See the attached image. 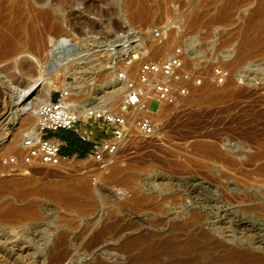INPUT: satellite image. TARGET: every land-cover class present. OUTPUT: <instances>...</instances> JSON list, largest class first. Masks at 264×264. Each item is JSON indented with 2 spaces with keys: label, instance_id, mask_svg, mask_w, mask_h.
Wrapping results in <instances>:
<instances>
[{
  "label": "rangeland",
  "instance_id": "374dc122",
  "mask_svg": "<svg viewBox=\"0 0 264 264\" xmlns=\"http://www.w3.org/2000/svg\"><path fill=\"white\" fill-rule=\"evenodd\" d=\"M68 1L70 2H66V4L62 2L65 9L62 16L63 34L69 35V38L77 46L86 45L90 62L86 61V64L89 65L86 76L91 79L85 82L86 85H84L81 93L83 97L81 102L87 99L91 93L101 91L110 79V72L102 68L105 65L102 45L98 42L84 43L86 39L85 32L99 31L102 27L109 28L112 31L107 34H99L100 36L95 35L92 39H109V36L114 32H127L130 29H138L146 36L151 35L152 37L146 39V43L151 41L161 42V40L165 41L168 38V47L165 51L166 57L178 45L196 39L197 45L195 44L194 50L192 49L191 54L187 55L190 57L189 63L198 61L201 66L200 74L203 80L205 79L201 83L202 86L208 83V87L211 89L213 87L220 89L219 91L218 88H215L216 92L231 91L228 94L229 96L225 93L228 100L225 99L219 104L214 102L216 105L214 103L196 105L192 101H195L202 94L204 87L200 85L199 89L196 88L198 90L195 89L196 91L194 90L190 94L191 96L176 105L174 104L173 107L167 109L156 119L159 123V129L155 136L148 139L135 137L130 140L115 157L118 166L124 171L132 165H136L138 168L141 167L133 185L129 187L130 185L128 186L126 182L131 181V176L128 173L115 178L110 176L111 172L108 169H104L103 174L100 172L102 166L87 157L66 156L67 166H61L62 168L25 163L23 160L24 151L22 146H19L22 144L21 140L24 137L20 135V138H16L14 135L28 128L30 122L24 123L21 121L23 117L20 116V121H18L19 119L16 120L17 123L15 122V124L9 121L10 117H7L10 113L9 110L12 108L8 93L11 92L10 90L13 87L20 88L22 82L16 66H14L15 68L11 67L10 62L7 63L8 65L2 63L0 65V216H4L0 219V225L6 229L18 228L16 231H22L21 235L23 237L18 233L17 238L21 240L28 235L30 236V233L33 234L30 237L28 236L29 238H25L31 241L29 244L31 247L28 246L32 250L24 258L21 257L22 259H14L8 253L6 254V251L10 252V250L18 248L17 243H14V246L8 245L9 249L3 244L6 240L1 239L0 251L5 252V254H0V260L3 259L0 264H41L42 262L44 264L45 261L42 256L45 254V264H49V261L53 259L52 256L54 257L52 250L57 248L58 245H63L67 252L68 259L64 261L65 264H186L189 259L191 262L195 261L196 264L197 262L199 264H230V262L225 263L226 261H232L231 264H233L235 253L239 257H252V259L257 258L264 261V215L253 210V206L247 202L250 198L264 205V174L258 167L259 164H264V161L242 168H231L224 164L223 169L218 172V160L213 159V162L209 156L199 149L202 145L206 147L209 144H216L222 151L227 152V155H233L232 157L238 160L243 157L241 159L245 162V159L247 161L248 157L259 151V145L264 142V53L262 52L264 43H260L261 46L257 47V44H259L257 40L259 41L260 35L264 33L263 20L262 24L260 23L261 30L258 26L259 32L257 33V30L253 31L254 34L256 33V37L254 34L249 35V32L247 33L248 36L243 38V43H247L248 47L254 42L256 43V45H251L254 50L249 47L248 59L244 62H237L232 67L228 66V61L234 60L235 46L239 41H242V39L232 38V31H235L241 25L244 11L253 9L251 1L243 0L238 5L237 1L239 0H227L222 5V1L219 2V0H145L148 6L153 2L163 6L160 20L159 17L156 19L159 20L158 22L155 20L150 22L145 19L136 21L129 15L126 0H94L95 3L89 7L85 4L88 0ZM226 5L231 9L229 10L231 15L228 14L229 11H227ZM222 6L225 7L227 12L223 10L224 7ZM103 11H107L108 15H104ZM217 11L228 14L230 17L229 22L215 21V24L212 23V27L206 26L204 23L198 26L200 28H195L198 29L196 31H193V28V30L185 29L184 24L191 21L192 15L197 14V18L203 17L205 20L210 19V17L219 19L218 15L220 16L222 13H217ZM100 13L103 15H100ZM205 13L208 15L204 16ZM165 14L168 20L165 18ZM161 16L163 17L161 18ZM163 26L168 31V36L165 35L166 38L161 36V32L154 34L156 30ZM165 30H162V32ZM47 36L43 38L39 51H26L21 57L19 56V58H24L28 62H25V66L28 65L30 69H27V71L31 75L32 73L36 75L38 72L35 61L42 62L45 60L48 38H55L56 34ZM253 37L255 38L253 39ZM163 56H156L152 61L162 59ZM19 58L17 57L15 61ZM15 61L13 59L11 62L15 63ZM93 63L97 65L94 66ZM216 71L224 73L225 77L219 78ZM66 79L69 83L73 81L71 76ZM77 79L79 80V78ZM206 79H209L211 83ZM100 81L103 84L99 83ZM227 82L233 85H230L231 87L225 85L228 84ZM9 84L13 86L12 89ZM98 84H101V88ZM56 92L51 94L52 99L56 98ZM149 108L151 111H155L157 105L151 103ZM13 125L14 127H12ZM83 125L82 128L85 129V132H81V129L78 133L84 137L95 141L108 137L107 128L101 124L86 121ZM7 158H14V165L11 167L6 166ZM169 163L178 165L172 168ZM204 163L205 165H202ZM203 166L205 168H202ZM219 175L222 176L219 178ZM81 178L87 179L85 181L94 189L92 196L94 201H92V198H83L80 201V207L72 209L65 206L62 199L58 198L57 193L59 190L57 189L61 187V182L64 184V181H68L69 183L66 182V184H69L74 190L80 184L79 181L83 180ZM21 180L22 182L25 180V184L22 186L23 189H16L13 183L15 181L20 183ZM26 182L32 184L28 185ZM57 183L61 185L59 186ZM52 184L58 186L53 187ZM66 184L61 188L64 190L70 189L69 185ZM47 185L51 187V190ZM103 186L104 188H101ZM47 187L51 192L46 191ZM135 191H139L142 196L145 195L150 200L142 205L135 203V194L133 195ZM232 195L240 197L239 200L232 201ZM90 202L95 203L93 204L94 209L87 211L86 208ZM32 205L38 208L35 209ZM4 206L6 207L4 208ZM28 206H32L36 211L38 210L36 215H32L31 210L33 208ZM118 207L120 208L117 209ZM114 208L117 210L115 209V212H112ZM159 209H162L161 212L164 214H161L158 211ZM16 212H19V214ZM15 213L17 214L16 218L14 217ZM22 216L24 217L21 218ZM235 216L244 218L245 222L248 221L247 225L241 228V223L236 220ZM31 223L36 227L34 228ZM257 225L261 226L258 227ZM22 227H25V230L21 229ZM27 227H29L28 232L26 231ZM104 228L109 230L107 244H101L94 249L89 245L87 246L92 235L94 236ZM48 234H51V240L47 247L41 250L43 240ZM59 239L61 240L59 241ZM134 244L136 247L133 246ZM149 246L151 247L148 248ZM124 249L126 250L123 251ZM98 250L103 251L102 253L105 256H99ZM168 252L170 253L168 254ZM31 254L32 256H30ZM183 254L186 258L183 257ZM143 255L145 256L143 257ZM147 257L149 259H146ZM218 258H221V260ZM222 258L225 262L222 261ZM101 260L103 261L101 262Z\"/></svg>",
  "mask_w": 264,
  "mask_h": 264
},
{
  "label": "bare ground",
  "instance_id": "6f19581e",
  "mask_svg": "<svg viewBox=\"0 0 264 264\" xmlns=\"http://www.w3.org/2000/svg\"><path fill=\"white\" fill-rule=\"evenodd\" d=\"M72 1V0H71ZM159 1V0H158ZM171 1V0H170ZM177 1V0H175ZM222 1V5H223V2L225 4V2L227 0H219V2ZM236 1V0H234ZM243 2V0H239L237 1L238 2V5H239V2ZM251 1V4L253 6V9L252 10H246L244 11V18L242 20V23L240 26H238L236 28L235 31H232V38H237L239 40L242 39V41H239V43L235 46V57L233 56L234 60H232L231 62L228 61V66L229 67H232L235 65V63H239V62H244L246 59H248V55H249V49L253 47H251V45H256V43L254 42L253 44H250L249 47L248 45L244 44L243 43V38L244 36L247 37L248 34L250 32L249 35H253L254 32L253 31H256L257 30V33L259 32L258 31V26L260 27V23L262 24V22L264 21V0H250ZM62 2H64L66 4L69 3L70 1L68 0H0V65H2V63H6V65L9 64L10 62V66L14 67L16 66V68H18L19 70V78L21 79V87L20 88H14L12 85L11 86V89L13 87L12 90H9L11 91L10 93H8V97H9V101H10V106L12 107L11 110H9V114L7 117H10L9 118V121H11V123H15L16 120L20 121V116H22L23 118H21V121H23L24 123L25 122H30V126L28 128H26L25 130H17V131H20L19 133H15L16 135H14L16 138L19 137L20 135L23 137L27 136L29 133H35L36 132V116H37V111L39 109V107L45 103H48L50 101V98H51V94L55 91L57 92H60V91H69L70 93V96L67 98V103H69L71 106H76V105H79L81 103V100H82V91H83V87L85 84V82L89 79H91L90 77L87 78L86 76V70L87 68H89V65H82L84 64L82 62V58H78V55L80 54V52L77 51V45L75 44V42H73L71 40V38H69V35H64V27H63V22H62V16L64 14V11L65 9L63 8V5H62ZM127 2V8H128V12H129V15L134 18L136 21L137 20H148L150 22H153L154 20L155 21H159L160 20V13H162L163 11H161V8L163 7L162 5H158L156 2H153V4H151L150 6H148V4H146L147 2L145 0H126ZM146 2V3H145ZM241 2V3H242ZM95 1L94 0H88L85 4L87 5V7L91 6L92 4H94ZM231 3V2H230ZM126 4V3H125ZM228 4H229V1H228ZM233 4V3H232ZM237 4V3H236ZM233 5L234 7L236 6ZM237 5V6H238ZM225 6V5H224ZM222 6V7H224ZM227 8L229 7L228 5H226ZM165 8V7H164ZM163 8V10H164ZM126 10V9H125ZM222 10V9H221ZM224 11L226 10L225 7L223 9ZM231 10L230 8L227 9V11ZM165 11V10H164ZM220 11V9H219ZM217 11V13L219 12ZM225 11V12H227ZM167 12V11H166ZM165 12V13H166ZM222 13V12H219L220 14L222 13V15H218L219 19L216 17H210V19H206L201 17V18H197V14L195 15H192V18L191 21L189 22H186L188 24H184V27L185 29H189V30H193V31H196L198 29H195V28H200L198 26H200L201 24H206V26H210L212 27V23L215 24V21L218 22L219 20L223 23L225 22H229V13L231 11L228 12V14H225ZM103 14L104 15H108V12L107 11H103ZM100 13V15H103ZM199 15V14H198ZM208 14L205 13L204 16H206ZM231 15V13H230ZM164 16V15H163ZM161 16V18L163 17ZM201 16V15H199ZM203 16V15H202ZM65 17V16H64ZM159 17V20H156L157 18ZM167 17V15L165 14V18ZM129 18V17H128ZM186 18V17H185ZM167 19V18H166ZM64 20V19H63ZM168 20V19H167ZM263 20V21H262ZM131 21V20H130ZM187 21V20H186ZM74 22V21H73ZM78 22V20H77ZM76 22V23H77ZM133 22V21H131ZM140 22V21H139ZM144 22V21H143ZM166 22V21H165ZM138 23V22H137ZM141 23V22H140ZM147 23V22H146ZM185 23V22H184ZM65 24V23H64ZM75 24V22H74ZM139 24V23H138ZM157 24V23H155ZM213 24V25H214ZM264 24V23H263ZM82 25V24H81ZM140 25V24H139ZM152 25V23H151ZM108 26V24H107ZM187 26V27H186ZM110 27V25H109ZM154 27V26H153ZM262 27V26H261ZM261 27H260V30H261ZM156 29V27H154ZM193 28V29H192ZM258 28V29H257ZM104 29V30H103ZM152 29V28H151ZM166 27L164 26V29L165 30ZM207 29V28H206ZM263 29V28H262ZM112 30L111 29H106L105 27L101 28L99 31H95V30H91V31H87V33L85 32L84 34H86L85 38H94L95 35H99V34H107V33H110ZM252 32V34H251ZM264 32V31H263ZM124 32H121V33H116L114 32L113 34H111V36H109L110 38H106L108 43L110 45H115L117 44L118 42L120 43V41L124 38V35H123ZM49 34H56L55 38L54 37H49L48 38V45H47V49H46V54H45V60L44 61H40L38 62L37 60L35 61L37 66L38 67V72L36 75H32L29 74V72L27 71V69H30L28 68V65L25 66V62L26 59L24 58H19V56L21 57L23 53H25L26 51H34L36 52L37 50L39 51V49L41 48L42 46V42H43V38ZM89 34V35H88ZM162 37L163 38H166L165 35L168 34V31L165 30L161 33ZM256 34V33H255ZM254 34V36H255ZM264 33H262V35H260V42L257 40V42L259 44H257V47L261 46L260 43H264V36H263ZM258 35V34H257ZM100 36V35H99ZM160 36V35H159ZM168 36V35H167ZM262 36V37H261ZM48 37V36H47ZM98 37V36H97ZM149 37H152L151 35H148L146 38H149ZM161 37V38H162ZM231 37V36H230ZM230 37H228L230 39ZM256 37V36H255ZM253 37V39L255 38ZM100 38V37H99ZM154 38V36H153ZM157 38V37H156ZM155 38V39H156ZM162 38V39H163ZM225 38V37H224ZM227 38V39H228ZM222 39V38H220ZM226 39V38H225ZM224 39V40H225ZM258 39V38H257ZM149 40V39H148ZM153 40V39H152ZM165 40V39H164ZM223 40V39H222ZM220 40V41H222ZM167 41V42H166ZM229 41V40H228ZM149 42V41H147ZM207 42V41H206ZM226 42V41H225ZM224 42V43H225ZM201 43V42H200ZM220 43V42H219ZM227 43V42H226ZM237 43V42H236ZM148 44V45H147ZM205 44V43H204ZM223 44V42H222ZM249 44V43H248ZM197 45V44H196ZM221 45V44H220ZM203 46V45H202ZM207 46V45H206ZM167 47H168V38L167 40L163 41L161 40V42H158V41H151L149 43H146L144 42L141 47H140V50H139V55H138V62L136 64V68L138 66V64H140L141 62L143 61H146V60H152L154 57L156 56H161V55H164L163 57H166L165 56V51L167 50ZM201 47V46H200ZM258 47V48H259ZM262 52L264 53V45L262 46ZM255 48V47H254ZM257 48V49H258ZM201 49V48H200ZM204 49V48H203ZM36 50V51H35ZM198 50V49H197ZM233 50V51H234ZM254 50V49H253ZM199 52V51H198ZM227 52V51H226ZM231 52V51H230ZM253 52V51H252ZM251 52V53H252ZM250 53V54H251ZM261 53V52H260ZM167 54V53H166ZM170 54V53H168ZM167 54V55H168ZM200 54V53H198ZM225 54H229V53H225ZM233 54V53H232ZM264 55V54H263ZM251 56V55H250ZM19 58L17 61H15L16 58ZM26 57V56H25ZM28 57V56H27ZM230 57V56H229ZM158 58V57H157ZM227 58V57H226ZM14 59L15 63L11 62L12 60ZM29 59V58H27ZM190 59V57L185 53V59H183L184 61V65H187V62L188 60ZM225 59V58H224ZM192 60V59H191ZM231 60V59H230ZM8 63V64H7ZM28 63V62H27ZM189 63V62H188ZM192 63V61H191ZM190 64V63H189ZM188 64V65H189ZM226 65V64H225ZM224 65V66H225ZM203 67V66H202ZM15 68V67H14ZM135 68V67H134ZM217 72V71H216ZM211 74V73H210ZM213 74V73H212ZM215 74V73H214ZM209 75V74H208ZM68 76H71L74 78V81L72 82H67V77ZM210 76V75H209ZM79 78V80L77 78ZM18 78V79H19ZM77 79V80H76ZM99 79V78H98ZM102 79V77H101ZM205 80V79H204ZM203 80V81H204ZM227 80H229L227 78ZM206 81H209V79H206ZM205 81V82H206ZM230 81V80H229ZM92 82V81H91ZM211 83V81H209ZM101 84H103L101 81L99 82ZM105 83V82H104ZM209 83V84H210ZM213 83V82H212ZM228 83V82H227ZM231 83V82H230ZM101 84H98L99 87ZM214 84V83H213ZM225 85H233L232 83L231 84H225ZM3 86V85H2ZM91 86V85H90ZM202 86V84H201ZM213 86V85H211ZM87 87V86H86ZM98 87V86H97ZM202 87H204L203 91H202V94L197 97V99H193L195 101H192V102H195V104H202V103H207V104H210V103H214V102H219L221 103V101L227 99L226 98V95L230 94L229 92L231 91H228V92H225L223 93H220V92H216L215 88L217 89L218 87H213L212 90L210 87H208V83L207 85H203ZM231 87V86H230ZM233 87V86H232ZM101 88V87H100ZM198 89L200 87H197ZM210 88V89H209ZM221 88V87H220ZM224 88V87H223ZM226 88V87H225ZM85 89V88H84ZM196 89V90H198ZM222 89V88H221ZM195 90V89H194ZM193 90V91H194ZM195 90V91H196ZM212 90V91H211ZM217 90L220 91V89L218 88ZM215 91V92H214ZM85 92V91H84ZM83 92V94H84ZM193 93V92H192ZM87 95V94H86ZM191 96V95H190ZM229 96V95H228ZM85 97V96H84ZM192 99V98H191ZM8 100V99H7ZM228 100V99H227ZM9 103V102H8ZM223 103V102H222ZM192 104V103H191ZM194 104V103H193ZM215 104V103H214ZM216 105V104H215ZM4 106V104H3ZM174 105H169V104H162L158 110V112L154 115H152V117H154V119L156 120L159 116H161V114H163L167 109H169L170 107H173ZM8 111V110H7ZM8 113V112H7ZM20 117V118H19ZM82 119H84L81 124L77 127L76 131L77 132H80L81 129L82 131L81 132H85V129H83L82 127H84L83 123L86 122L85 120V117L82 116ZM17 123V122H16ZM15 123V124H16ZM19 123V122H18ZM18 125V124H17ZM83 125V126H81ZM14 127V125L12 126ZM18 129V128H17ZM20 129V128H19ZM16 131V132H17ZM14 137V138H15ZM15 138V139H16ZM20 138V137H19ZM141 138V137H139ZM21 140V139H20ZM23 141V140H21ZM215 144V143H214ZM205 145V144H204ZM210 145V144H209ZM206 145V147H204L203 145L201 147H199V149L201 151H203L207 156H209L211 158V160L213 161V159H216L218 160L217 163H219L217 166L219 170L218 172H220V170L223 169V167L225 166L224 164H227L229 167L231 168H242L243 166H247V165H251V164H257V163H260L261 161H264V142H262L260 145H259V151L256 153V154H253L251 155L250 157L247 158V161L245 159V162L242 161L241 157L239 160L236 159L235 157H232V156H229L227 155L225 151H222L220 149V147L218 148V145L216 146L215 145ZM21 146V145H19ZM203 147V148H202ZM12 148V147H11ZM10 148V149H11ZM203 149V150H202ZM21 152V151H20ZM18 154V153H17ZM12 156V155H11ZM18 156V155H17ZM22 156V155H21ZM246 156V155H245ZM116 156H113L111 157L108 162L106 163L105 166H103L102 168H100V172L104 174V169L105 170H109L111 172V175L110 176H113L115 178H117V176H121L123 175L124 173H128L130 176H131V181L130 182H126L128 184L129 187H131V185H133V182L137 176V173L139 172V169L141 168H138L135 166H129L127 170L124 171V169H121L119 166H118V162L116 161L117 159L115 158ZM247 157V156H246ZM170 160V159H169ZM67 159L65 160H60L58 162V164L56 166L58 167H61V166H67ZM173 161V160H172ZM214 162V161H213ZM175 163V162H174ZM174 163H169L172 168L173 167H177L178 164H174ZM246 163V164H244ZM72 165V164H71ZM202 165H205L202 164ZM212 165V164H211ZM201 167V165H199ZM207 166V165H206ZM210 166V165H209ZM259 169H261L260 171L263 172L262 174H264V164H259L258 165ZM62 168V167H61ZM202 168H205L204 166ZM207 168V167H206ZM209 168V167H208ZM214 168V167H213ZM216 169V167H215ZM214 172V170H213ZM210 173V172H209ZM102 174V175H103ZM211 174V173H210ZM217 175V174H216ZM222 175H219V178L221 177ZM225 176V175H224ZM106 177V176H105ZM104 177V178H105ZM216 177V176H215ZM72 178V177H71ZM70 178V179H71ZM69 179V178H68ZM67 179V180H68ZM83 179V178H81ZM85 180L87 179H83L81 181H79V185L77 188H75L74 190H72V187H70L69 184H66L69 183L68 181H64L66 185H69L68 187H70V189H65L64 190L63 188H61L64 184L63 182L62 185L60 183H57L59 186L61 185V187L57 190H59V192H55L57 193V195L59 196L58 198H61L62 199V203H64L65 206L67 207H70L72 209H76V208H79L80 207V201L81 199L83 198H92L94 201V198L92 197L93 194H94V189H92L90 187V185L88 184V182H86ZM224 180V179H223ZM25 180H21L20 183H17L15 184V182L13 183L14 184V187H16V189H21ZM27 181V180H26ZM194 182V181H193ZM27 183V182H26ZM197 183V182H196ZM195 183V184H196ZM223 183V182H222ZM28 184V183H27ZM32 184V183H30ZM28 184V185H30ZM51 184V183H50ZM197 184H200V183H197ZM49 185V184H48ZM47 185V186H48ZM53 187H57L55 184H52ZM104 185V184H102ZM193 185V184H192ZM201 185V184H200ZM222 185V184H221ZM194 186V185H193ZM28 187V186H27ZM49 187V186H48ZM48 187H47V192H49L51 190V187L50 190H48ZM133 187V186H132ZM197 187V186H196ZM101 188H104L101 187ZM99 188V189H101ZM134 188V187H133ZM132 188V190H134ZM23 189V188H22ZM56 189V188H55ZM198 189V188H197ZM53 190V189H52ZM107 190V189H106ZM139 190V189H138ZM45 191V192H46ZM141 191V190H140ZM204 191V190H203ZM51 192V191H50ZM103 192V191H102ZM134 192V191H133ZM46 194V193H45ZM53 194V193H51ZM110 194V192H109ZM135 194V203L139 204V205H142L144 203H146L148 200H150L148 197H145L142 196L139 191H135V193H133V195ZM111 195V194H110ZM113 195V194H112ZM231 195V194H230ZM244 196V195H243ZM54 197V196H53ZM52 197V198H53ZM112 197V196H111ZM115 197V196H114ZM57 198V197H56ZM55 198V199H56ZM230 198V197H229ZM231 200L232 201H237L239 200L238 196H234L232 195L231 196ZM134 199V198H133ZM258 201V200H257ZM247 202L249 204H251L253 206V210H256L258 211L260 214H263L264 215V205L261 204L260 202H256V201H253L252 199L248 198ZM95 204V203H93ZM92 204V202L89 203V205L87 206L86 210L87 211H91L94 209V205ZM248 204V205H249ZM38 205V204H37ZM250 205V206H251ZM9 206V205H8ZM33 206V205H32ZM31 206V207H32ZM251 206V207H252ZM6 206H4L5 208ZM30 207V206H28ZM30 207V208H31ZM34 207V206H33ZM32 207V208H33ZM250 207V208H251ZM35 209H37L38 207H34ZM34 208L31 210L32 212V215H36V210H34ZM120 207H118L117 209H119ZM249 208V207H248ZM10 209V208H9ZM8 209V210H9ZM15 209V208H14ZM115 209L114 208V211L112 212H115ZM116 209V210H117ZM7 210V209H6ZM12 210V209H11ZM251 211V209H249ZM5 211V210H4ZM30 211V210H29ZM159 212L162 211V209H159L158 210ZM6 212V211H5ZM4 212V213H5ZM20 212V211H19ZM19 212H16L19 214ZM111 212V211H110ZM118 212V211H116ZM9 213V212H8ZM12 213V212H11ZM14 214V217L16 218L17 217V214ZM3 214V213H1ZM7 214V213H5ZM13 214V213H12ZM161 214H164L161 212ZM258 214V215H260ZM41 215V214H40ZM4 216V215H3ZM3 216H0V219H2L1 217ZM9 216V215H8ZM8 216H6L8 218ZM11 216V215H10ZM31 216V215H30ZM230 216V215H229ZM232 216V215H231ZM256 216V215H255ZM24 216H22L21 218H23ZM236 217V220H238V222L241 223V228H243V226H246L247 222H245V219L244 218H240L239 216H235ZM260 217V216H259ZM5 218V217H4ZM30 218V217H29ZM35 218V217H34ZM232 218V217H231ZM234 218V217H233ZM10 219V218H9ZM14 219V218H13ZM25 219V218H24ZM235 219V218H234ZM260 219V218H259ZM4 220V219H3ZM31 220V219H30ZM21 221V220H20ZM201 221V220H200ZM229 221V220H228ZM232 221V220H230ZM234 221V220H233ZM9 222V221H8ZM23 222V221H22ZM10 223V222H9ZM239 223V224H240ZM11 224V223H10ZM17 224V223H16ZM21 224V223H20ZM32 224V223H31ZM35 225V224H34ZM259 225V224H258ZM257 225V226H258ZM31 226V225H30ZM33 226V224H32ZM253 226V225H252ZM261 226V225H260ZM258 226V227H260ZM34 227V226H33ZM36 227V226H35ZM34 227V228H35ZM107 227V226H106ZM251 227V226H250ZM254 227V226H253ZM29 227H27L26 231L28 232ZM31 228V227H30ZM252 228V227H251ZM20 229V227H19ZM23 230H25V227L21 228ZM110 229V228H109ZM246 229V228H245ZM244 229V230H245ZM259 229V228H258ZM16 230H18V228H5L3 227L2 225H0V240L3 239L4 241V245L6 246V248H9L7 247L8 245L10 246H14V243H17L19 246H17L18 248H15V249H12L9 251H6V254L8 253L10 256H12V258L14 259H22L21 257L24 258V256H26L32 249H30V240H26L25 238L28 237L26 235V237H24L22 240L21 239H18L17 236H18V233H20L21 235V232H17ZM35 231V230H34ZM37 231V230H36ZM35 231V232H36ZM108 229L107 228H104L103 230L101 231H98L94 236L92 235V238L89 240V243L87 244V246L89 245V247L91 248H95L101 244H107L108 242ZM251 231V230H250ZM260 231V230H259ZM33 232V231H32ZM26 233V232H25ZM30 233V232H29ZM28 233V234H29ZM257 233V232H256ZM24 234V233H23ZM27 234V233H26ZM31 234L33 233H30V236ZM252 234V233H251ZM19 235V236H20ZM60 235V234H59ZM22 236V235H21ZM29 236V237H30ZM23 237V236H22ZM28 237V238H29ZM63 238V237H62ZM18 239V241H17ZM31 239V238H30ZM33 239V238H32ZM51 240V234H48L45 236L44 240H43V248H41V250H44L47 245L49 244ZM61 239H59L60 241ZM2 241H0V244H1ZM11 242V243H10ZM20 242V243H19ZM7 243V245H6ZM62 243V242H61ZM127 243V242H126ZM129 243V242H128ZM168 243V242H167ZM133 244V242H132ZM194 244V243H193ZM192 244V245H193ZM16 245V244H15ZM30 247H29V246ZM33 245V244H32ZM55 245V244H53ZM168 245V244H166ZM200 245V244H199ZM204 245V244H203ZM105 246V245H104ZM128 246V245H127ZM135 246V244L133 245ZM179 246V245H178ZM182 246V245H181ZM198 246V245H197ZM206 246V245H205ZM136 247V246H135ZM151 246H149L148 248H150ZM155 247V246H154ZM177 247V246H176ZM35 248V247H34ZM37 248V247H36ZM128 248V247H127ZM146 248V247H145ZM158 248V247H157ZM164 248V247H163ZM167 248V247H166ZM195 248V247H194ZM10 249V248H9ZM182 249V248H181ZM184 249V248H183ZM202 250H204L203 248H201ZM51 250V249H50ZM91 250V249H90ZM126 249H124L123 251H125ZM129 250V249H128ZM144 250V249H143ZM163 250V249H162ZM165 250V249H164ZM170 250V249H169ZM186 250V249H185ZM207 250V249H206ZM261 250V249H259ZM3 251V250H2ZM48 251V250H47ZM53 252V255L54 257L52 256L53 259H51L49 261V264H61L62 262H64L65 260L68 259V255H67V252L65 250V248L63 247V245H58L57 248H55L54 250H52ZM96 251V250H95ZM94 251V252H95ZM167 251V250H166ZM177 251V250H175ZM192 251V250H191ZM263 251V250H262ZM35 252V251H33ZM99 252V256L101 255H104V253H102L103 251L101 250H98ZM141 252V251H140ZM146 252V251H145ZM159 252V251H158ZM163 252V251H162ZM165 252V251H164ZM183 252V251H182ZM185 252V251H184ZM187 252V251H186ZM199 252V251H198ZM205 252V250H204ZM207 252V251H206ZM118 253V252H117ZM142 253V252H141ZM153 253V252H152ZM170 252H168L169 254ZM189 253V252H188ZM203 253V251H202ZM201 253V254H202ZM211 253V252H210ZM0 254H5L2 253L0 251ZM87 254V252H86ZM89 254V253H88ZM127 254V252H126ZM140 254V253H139ZM165 254V253H164ZM194 254V253H193ZM198 254V253H196ZM204 254V253H203ZM207 254V253H206ZM235 253V257L238 259L235 260V257H234V263L233 264H264V261L263 259L262 260H259V259H252L251 258H243V257H239V255ZM242 254V253H241ZM0 255V256H1ZM8 255V257H9ZM46 255V254H45ZM44 255V256H45ZM120 255V254H119ZM119 255H117L119 257ZM132 255V254H131ZM134 255V254H133ZM161 255V254H160ZM166 255V254H165ZM177 255V254H176ZM187 255V254H186ZM189 255V254H188ZM205 255V254H204ZM229 255V254H228ZM234 255V254H233ZM247 255V254H245ZM245 255H242V256H245ZM249 255V254H248ZM252 255V254H251ZM29 256V255H28ZM32 256V254L30 255ZM43 257L44 261L46 262V258ZM94 256V255H93ZM105 256V255H104ZM116 256V257H117ZM137 256V255H136ZM145 255H143L144 257ZM191 256V254H190ZM197 256V255H195ZM200 256V255H199ZM202 256V255H201ZM200 256V257H201ZM207 256V255H205ZM209 256V255H208ZM219 256V255H218ZM224 256V254H223ZM226 256V255H225ZM231 256V255H230ZM255 256V255H253ZM125 257V256H124ZM150 257V256H148ZM146 258V259H149V258ZM169 257V256H168ZM175 257V256H174ZM183 257L184 254H183ZM217 257V256H216ZM228 257V256H227ZM248 257V256H247ZM259 258V256H257ZM5 258V257H4ZM100 258V257H99ZM186 258V257H185ZM198 258V257H197ZM206 258V257H205ZM225 258V257H223ZM222 258V261H224ZM242 258V259H241ZM255 258V257H253ZM264 258V257H263ZM13 259V260H14ZM101 259V258H100ZM137 259H140V258H137ZM179 259V258H178ZM207 259V258H206ZM210 259V258H209ZM217 259V258H216ZM221 260V258H218ZM226 259V258H225ZM233 259V258H232ZM5 260V259H4ZM105 260V259H104ZM108 260V259H107ZM106 260V261H107ZM187 260V259H186ZM193 260V259H192ZM208 260V259H207ZM230 260V259H229ZM1 263L3 261L0 260ZM24 261V260H23ZM100 261V260H99ZM103 260H101L102 262ZM135 261V260H134ZM139 261V260H138ZM145 261V260H144ZM147 261V260H146ZM154 261V260H153ZM175 261V260H174ZM181 261V260H180ZM216 261V260H215ZM214 261V262H215ZM7 262V261H6ZM12 262V261H11ZM44 262V264H45ZM67 262V261H66ZM105 262V261H104ZM157 262V261H155ZM178 262V261H176ZM187 262V261H186ZM195 261L191 262L190 259H189V262H187L186 264H196L194 263ZM202 262V261H200ZM225 262V261H224ZM222 262V263H224ZM231 264L232 261H226L225 263H229ZM237 262V263H236ZM9 263V262H8ZM16 263V262H15ZM43 263V262H42ZM41 263V264H42ZM142 263V262H141ZM151 263V262H150ZM65 264V262L63 263ZM82 264V263H81ZM90 264V263H89ZM96 264H104V263H96ZM144 264V263H143ZM147 264V263H146ZM175 264V263H174ZM197 264H199V262H197ZM208 264V263H207ZM215 264V263H214Z\"/></svg>",
  "mask_w": 264,
  "mask_h": 264
},
{
  "label": "built area",
  "instance_id": "2783aa9c",
  "mask_svg": "<svg viewBox=\"0 0 264 264\" xmlns=\"http://www.w3.org/2000/svg\"><path fill=\"white\" fill-rule=\"evenodd\" d=\"M163 29L164 26L154 34L162 33ZM123 35L120 43L113 46L107 39H85L86 44L98 42L102 45L105 60L102 68L110 72V79L101 91L91 93L79 105L67 103L69 91L56 92L55 99L50 98L48 103L41 105L36 116V132L25 136L21 144L25 163L56 166L60 160L67 159L61 154L63 143L54 135L60 131L77 132L84 116L87 122L107 128L108 137L94 141L87 155L103 167L133 138L148 139L157 134L159 123L152 115L162 104L176 105L201 85L203 78L198 61L189 65H184L183 61L185 53L191 54L194 50L196 39L178 45L167 57L143 61L136 68L140 47L147 36L138 29H130ZM76 47L80 52L78 58L83 59L82 65H87L86 61L90 63L86 45ZM217 75L225 77L219 71ZM151 103L157 105L155 111L150 110ZM14 163V158H7L5 164L11 167Z\"/></svg>",
  "mask_w": 264,
  "mask_h": 264
},
{
  "label": "crops",
  "instance_id": "0c3cea01",
  "mask_svg": "<svg viewBox=\"0 0 264 264\" xmlns=\"http://www.w3.org/2000/svg\"><path fill=\"white\" fill-rule=\"evenodd\" d=\"M56 139H58L60 142L63 143V146L61 148V151L64 148H67V144H80L83 147H86V151L84 153V158L87 157L92 144L95 140H91L89 138H85L83 135H81L78 132H72V131H60L56 135H54ZM75 157H79L77 153L73 154ZM72 155V156H73Z\"/></svg>",
  "mask_w": 264,
  "mask_h": 264
},
{
  "label": "trees",
  "instance_id": "16d2710c",
  "mask_svg": "<svg viewBox=\"0 0 264 264\" xmlns=\"http://www.w3.org/2000/svg\"><path fill=\"white\" fill-rule=\"evenodd\" d=\"M86 151V147H83L80 144H67V148H64L61 151L63 156H72L73 154L77 153L78 158H84V153Z\"/></svg>",
  "mask_w": 264,
  "mask_h": 264
}]
</instances>
